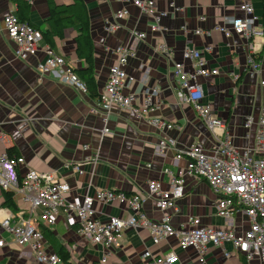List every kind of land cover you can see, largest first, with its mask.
Listing matches in <instances>:
<instances>
[{
	"label": "crops",
	"instance_id": "1",
	"mask_svg": "<svg viewBox=\"0 0 264 264\" xmlns=\"http://www.w3.org/2000/svg\"><path fill=\"white\" fill-rule=\"evenodd\" d=\"M31 7L29 21L40 30H46L50 16L48 0H29ZM91 21V37L94 44L95 75L98 93L105 88L109 69L117 62L115 48L132 45L136 49L125 69L134 77L126 82L124 92L139 95L143 104L146 88L155 87L157 109L148 115L138 116L132 110L114 107L108 121L109 132L104 133L101 112L92 114L90 109L97 105L98 98H92L74 86L62 83L59 73L42 74L36 68L42 57L22 60L15 55V44L7 36L4 15L9 11L17 13L10 0H0V153L7 152L23 157L20 175L32 168L37 171H55L58 177L67 181L71 190L66 194L68 202H81L89 192L97 189H113L127 194L137 193L148 180L159 179L168 188L170 172L177 173L187 167V156L177 158L179 151L200 145L212 152L219 139L228 140L239 150L255 145L259 118L264 114V60L259 76L246 74V60L250 52L264 48V0H248L259 17L253 36L249 39L239 34L225 37L216 26L224 23L225 17L241 16L238 0H154L160 8L168 11L163 20L162 34L149 30L151 19L142 14L131 3L115 0H84ZM58 4H69L71 0H55ZM126 7L129 14L121 21L122 28L108 33L107 23L113 21L117 10ZM18 15V13H17ZM205 19L201 20L200 17ZM186 25L189 33L182 32ZM197 28L210 30L211 35H196ZM132 29L147 34L144 40H135ZM77 27H68L64 38L57 40V53L82 69L85 63L76 54ZM164 43L169 47L166 56L156 47ZM211 45L205 53L209 66L219 74L202 79L205 101L212 106L213 114L223 122L221 134H215L199 117L193 107L180 100L177 80L173 74V62L183 60L185 47L198 49ZM187 69L192 63L185 61ZM239 74V79L235 75ZM153 116L161 117L175 125L171 130L161 131L149 123ZM253 121L247 126L248 118ZM163 137L175 139L176 145L163 155L156 153V146ZM89 145V149L84 148ZM98 155L96 163L85 162L88 156ZM83 163V173L72 169ZM185 194L178 200V211L173 213L172 223L176 229L186 227L189 217H198L206 227H227L228 222L216 214L217 196L210 185L202 179L186 178ZM19 215L22 209L19 195L14 194ZM0 238L6 245L0 249V264H38L30 247L22 246L2 228L5 210H11L5 203L4 190L0 188ZM147 215L159 220L163 212L152 200L144 204ZM99 218L109 216L127 218L129 211L122 203H96ZM12 211V210H11ZM233 228L241 233L248 229L249 218L243 211H237L232 220ZM49 251H55V243L62 244L70 254L72 264H99V246L89 243L78 232L75 214L60 212L54 226L42 223ZM175 251V264H264L258 259L247 260L242 254L225 257L222 249L211 248L201 263L193 248H181L176 237L154 243L147 229H129L123 234L118 247L106 264H144V254L155 256Z\"/></svg>",
	"mask_w": 264,
	"mask_h": 264
},
{
	"label": "built area",
	"instance_id": "2",
	"mask_svg": "<svg viewBox=\"0 0 264 264\" xmlns=\"http://www.w3.org/2000/svg\"><path fill=\"white\" fill-rule=\"evenodd\" d=\"M131 3L142 14L150 17L149 30L162 34L163 20L168 11L160 9L154 0H115ZM241 16L225 17L224 23L216 26L225 37L239 34L250 38L256 31L259 17L255 8L248 0H238ZM129 14L123 7L116 11L113 21L106 24L108 33H115L122 28L121 21ZM204 20L205 17H200ZM4 28L7 36L15 44V55L22 59L42 57L37 61L36 68L42 74L59 73L62 83L74 86L83 92H88L86 84L80 80L74 71V66L57 54L43 41L41 32L33 25L23 22L15 11L4 15ZM183 33H189L186 25L181 27ZM135 40H144L147 34L132 29ZM196 35L209 37L210 30L197 28ZM160 53L170 56L169 47L160 43L156 47ZM117 62L111 65L105 88L99 94L97 105L90 109L92 114L101 112L104 122L103 132H109L108 121L114 107L132 110L138 116L148 115L157 109L155 97L158 89L147 87L143 95V104L139 105V95L135 92H124L126 82L134 80L125 65L134 57L136 49L132 45L116 47ZM211 45L203 48L187 46L183 51V60L173 62V74L177 80V93L181 101L189 103L201 119L215 134H221L223 122L214 116L212 106L205 101L202 79L214 77L219 70L209 66L205 53L211 52ZM264 60V48L260 52H250L247 56L245 72L251 77L261 74ZM185 61L192 63V69H187ZM240 75H235L239 79ZM264 86V79L260 81ZM253 119L247 120L250 126ZM149 123L157 129L171 130L174 124L153 116ZM176 145L175 139L163 137L156 146V153L163 155L167 149ZM86 150L89 145H85ZM187 156V167L177 173H169L168 188L159 179H150L135 194H127L113 189H97L92 195L89 192L81 202H68L66 194L71 190L70 184L58 177L55 171L42 172L29 168L20 175V167L24 165L23 157L0 153V188L19 195L22 209L16 216L11 210H5L1 221L2 228L13 241L19 245L30 247L34 260L38 264H67L55 252L49 251L45 235L40 223L52 227L57 222L60 212L71 216L75 214L78 234L89 243L99 246L100 263L106 264L118 247L126 230L147 229L154 243H159L171 237H176L181 248H193L199 255L201 263H205L206 255L211 248L222 249L225 257L242 254L247 260L258 259L264 262V114L259 118L255 145L239 150L228 140L219 139V144L212 152L206 151L200 145H192L189 149L179 151L177 158ZM98 155L88 156L85 162L96 163ZM83 163L72 166L74 171L83 173ZM192 176L205 180L217 196L216 214L225 219L227 227H206L198 217H189L186 227L176 229L172 223L173 213L178 211V200L185 194L186 178ZM152 200L155 206L163 212L159 220L150 218L144 210V204ZM96 203H122L127 206V218L109 216L101 219L95 209ZM0 209L1 204H0ZM237 211H243L249 218V227L238 233L233 228L232 220ZM6 241L0 238V249ZM178 254L175 251L160 256L144 254V264H175Z\"/></svg>",
	"mask_w": 264,
	"mask_h": 264
},
{
	"label": "trees",
	"instance_id": "3",
	"mask_svg": "<svg viewBox=\"0 0 264 264\" xmlns=\"http://www.w3.org/2000/svg\"><path fill=\"white\" fill-rule=\"evenodd\" d=\"M17 9L21 21L27 22L38 29L46 45L51 47L56 53L57 40L64 38V31L68 27H77L76 35V54L80 60L85 63L82 69H75L78 78L82 80L87 87L88 93L92 98H98L99 93L96 84L94 44L91 37V21L88 7L84 0H71L69 4H58L55 0H48L50 16L47 19L46 30H40L29 21L30 1L29 0H10ZM58 54V53H57ZM9 155H13L9 153ZM5 203L12 212L18 211L14 201V193L4 190ZM45 234L44 228L41 227ZM55 251L67 264H72L70 254L62 244L55 243Z\"/></svg>",
	"mask_w": 264,
	"mask_h": 264
}]
</instances>
